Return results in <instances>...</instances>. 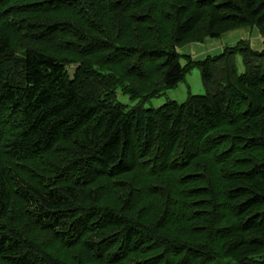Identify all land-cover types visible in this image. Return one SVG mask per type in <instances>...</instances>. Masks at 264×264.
<instances>
[{
	"label": "trees",
	"instance_id": "1",
	"mask_svg": "<svg viewBox=\"0 0 264 264\" xmlns=\"http://www.w3.org/2000/svg\"><path fill=\"white\" fill-rule=\"evenodd\" d=\"M244 28L264 0H0V264H264V42L178 52Z\"/></svg>",
	"mask_w": 264,
	"mask_h": 264
},
{
	"label": "rangeland",
	"instance_id": "2",
	"mask_svg": "<svg viewBox=\"0 0 264 264\" xmlns=\"http://www.w3.org/2000/svg\"><path fill=\"white\" fill-rule=\"evenodd\" d=\"M239 41H247L250 44L251 48L255 51L263 49L264 39L261 37L259 32L254 28H244L228 33L218 40L207 39L201 42L190 43L179 48L178 52L182 55H185L188 52L189 54L193 55V57H191L193 60H202L207 56L219 55L222 52V48L224 46L234 45ZM210 42L213 43L210 44ZM236 61L238 71L241 73L243 71V66L240 56L236 57ZM75 68L76 66H70L67 67L66 71L69 75H72ZM203 94L204 88L201 82L200 73L197 69H193L190 73L187 74L183 82L179 83L174 89L167 91L164 96L152 99L150 103L146 105V107H158L168 100L182 103L186 101V99L190 95ZM117 101L127 105L132 104L129 98L121 94L120 92H117Z\"/></svg>",
	"mask_w": 264,
	"mask_h": 264
},
{
	"label": "crops",
	"instance_id": "3",
	"mask_svg": "<svg viewBox=\"0 0 264 264\" xmlns=\"http://www.w3.org/2000/svg\"><path fill=\"white\" fill-rule=\"evenodd\" d=\"M213 43V42H212ZM211 42H210V44H212ZM181 54V53H180ZM182 55V54H181ZM185 55H188V56H190V57H193V55H191V54H189L188 52L185 54Z\"/></svg>",
	"mask_w": 264,
	"mask_h": 264
}]
</instances>
